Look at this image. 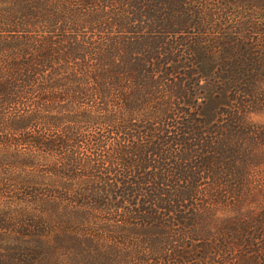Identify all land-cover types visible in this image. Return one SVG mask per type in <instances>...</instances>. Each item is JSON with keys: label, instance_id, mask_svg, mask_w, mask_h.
I'll list each match as a JSON object with an SVG mask.
<instances>
[{"label": "trees", "instance_id": "obj_1", "mask_svg": "<svg viewBox=\"0 0 264 264\" xmlns=\"http://www.w3.org/2000/svg\"><path fill=\"white\" fill-rule=\"evenodd\" d=\"M264 0H0V264H264Z\"/></svg>", "mask_w": 264, "mask_h": 264}, {"label": "rangeland", "instance_id": "obj_2", "mask_svg": "<svg viewBox=\"0 0 264 264\" xmlns=\"http://www.w3.org/2000/svg\"><path fill=\"white\" fill-rule=\"evenodd\" d=\"M249 121L256 124H264V112L251 113L248 116Z\"/></svg>", "mask_w": 264, "mask_h": 264}]
</instances>
